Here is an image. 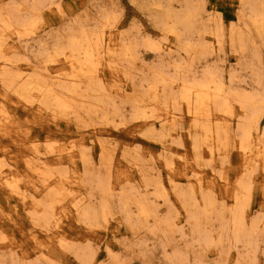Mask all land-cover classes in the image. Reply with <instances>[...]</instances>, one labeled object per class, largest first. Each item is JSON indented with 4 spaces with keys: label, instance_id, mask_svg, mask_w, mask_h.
<instances>
[{
    "label": "bare ground",
    "instance_id": "1",
    "mask_svg": "<svg viewBox=\"0 0 264 264\" xmlns=\"http://www.w3.org/2000/svg\"><path fill=\"white\" fill-rule=\"evenodd\" d=\"M129 1L156 30L175 37L168 55L172 74L168 62L161 63L165 49L156 38L159 43L151 36L118 40L106 31L112 12L103 3L89 2L100 21L89 24L86 11L43 34L42 10L55 0L0 5V209L15 214L11 199L19 203L35 226L28 237L44 249V261L49 245L85 263L93 256L90 245L67 242L61 223L68 212L91 232L108 230L111 220L123 224L131 251L148 241L146 256L169 246L164 256L171 264L184 256L182 249L193 264H214L210 257L221 252L226 260V244L254 249L257 240L250 236L264 229V215L250 218L246 210L255 176L264 186V70L254 63L264 54V0H239L237 24H229L226 40L240 55L236 65L251 74L249 91L231 85L237 68L227 81L206 66L213 44L199 38L208 26L202 27L201 0H175L176 6L173 0ZM207 32L223 50L222 23L214 21ZM140 44L162 59L124 87L118 75L130 79L125 64L132 65ZM197 62L204 65L200 72ZM110 127L122 136L113 137ZM231 158L236 168L229 177L220 167ZM74 190L82 193L78 202ZM176 233L195 239L182 248ZM12 240L0 230V248L8 250ZM105 248L108 263L121 264Z\"/></svg>",
    "mask_w": 264,
    "mask_h": 264
},
{
    "label": "rangeland",
    "instance_id": "2",
    "mask_svg": "<svg viewBox=\"0 0 264 264\" xmlns=\"http://www.w3.org/2000/svg\"><path fill=\"white\" fill-rule=\"evenodd\" d=\"M6 1L7 0H0V5ZM96 1L97 0H94V1H90V0H59L58 1V0H55L56 3H53L49 9L45 8L42 10L41 22L43 23L42 24L43 27L46 25L45 26L46 28L44 27L43 31L41 33L43 34L44 32H48V30L50 28L56 29L57 25L59 26L62 22H65L67 19L69 20V19H73V17L75 18V16L77 17L78 13H79L78 16H82L86 11L88 13H90V15H88L87 19H89V20L87 22L89 24H93L99 20V15L96 14V8H97L96 4L97 3H99V4L103 3L105 5V7L108 8V9L107 8L106 9L107 10L110 9V11L112 12V17H111V21H110L111 27L109 25V27L105 28L108 33L109 32H111L112 34L114 33L115 37L118 38V40H119V38L124 37L126 35L135 36L138 39H141L143 37L146 38L145 36H147V37L151 36L150 37L151 41H154V43L160 42L163 49H165L163 51L166 53V56H165V53L162 52L163 60L161 62L160 59H162V58L160 56L157 57V55L155 54L154 51H153L154 52L153 53L151 50L147 49V47L145 48V46H142V44H140L138 46L140 48H137V51H136L137 55H135L136 57L133 60V61H135V64L133 61H130V60H129L130 62H128V63H130V65L132 64L131 66H128L127 63L125 64V65H127V71H130V73H127V74H132L129 77L130 79L126 78L123 75H118V79L121 76V80L124 82L123 83L124 87L131 86L135 82L134 81L135 77H141V75H140L141 71L140 70H142L143 67L145 69H147L150 66H153V65L156 66V64L158 63L157 62L158 58H160L159 61L164 65H166V62H168V65H166L167 67H165V70L168 73L172 74L173 68L170 66L171 65L170 64L171 59L168 57V55L171 53L170 48L172 50L175 48L174 45H172V43L175 42V40H174L175 37L173 38L172 34L169 33V34L165 35V34H162L159 30H156V28L154 26H152V24H150V21L148 20V18L145 15H143V13L139 9H137L133 5V3H131L129 0H98L100 2H98V1L96 2ZM194 1L198 2L199 0H194ZM201 1H199V2H201L203 4V7H204V13L202 15L201 20H203L205 18L204 20L206 23L203 25L204 22L201 21V23L203 25L202 27L204 28L205 25L213 27L214 21H220L223 25V28H224V43H223L224 49L222 48L223 50H219L217 48L218 46L216 47L217 43H215L216 42L215 37L212 34L208 35L207 31L209 29H211L212 27L208 28V26H207L208 30L205 27L204 29L206 32H203L200 34L199 38H201V39L204 38L205 40H207V41L202 40V42H204V43L206 42V44H207V42L209 41L208 43L213 44L210 46L208 52H206L209 54V51H210V54H209L210 56L208 54H206L207 55L206 58L208 59V60L205 59L207 61L206 63L208 64V65L206 64V66H210L212 68L216 67V69H215L216 71L219 69L217 71V73L222 75L225 78V80H227V81H228L227 78H228L230 71L237 68V70H234V78H233L234 80L232 79L231 85H233L234 87L245 88V90L248 89V91H249L251 89V85H252L251 80H250L251 74L250 75L247 74V73H249V71L246 68L245 69L247 71L246 70L244 71V69L239 68V66L236 65V63L238 64L237 57H238V59H240L239 58L240 55L237 53H232L233 51L230 52L231 50L229 51L228 46L230 45V43H228L229 40H227L228 39V33H229L228 30H230L229 27L234 24V23L232 24V22H235L234 25L237 24L236 23L237 22V12L241 8V3H240V5H238L239 0H201ZM89 2H95L96 4L93 3L94 4V6H93V5L89 4ZM110 2H111V4H114V6L111 5ZM174 2L177 4V1L173 0V3H172L173 6H176V4ZM55 4H58V7ZM110 5L112 6V8ZM93 7H95V8H93ZM236 10H237V12H236ZM114 13H115V15H114ZM235 13H236V15H235ZM70 16H73V17L70 18ZM92 16H93V18H92ZM206 16H208V18ZM209 16L211 17L212 20L209 18ZM94 17L96 20H94ZM63 20H65V21H63ZM91 20H93V22ZM115 20H116V22H115ZM112 21L114 22V24L112 23ZM210 22H212V23H210ZM115 23H116V25H115ZM230 23L232 25H229ZM112 24H113V27H112ZM114 26H115V28H114ZM160 37H161V39H160ZM195 37H198V36H195ZM13 41H14V39H13ZM163 41H165V42H163ZM225 41H226V43H225ZM211 47L213 48V50H211ZM214 48H215V50H216V48H217V50H219V51H217V50L216 51L219 52L220 55L214 50ZM230 49H231V47H230ZM140 51H141V53H139ZM214 51H215V53H214ZM262 51H264V48H262ZM261 56H260L261 60H259L260 64H258L259 62L257 60H255L254 63H256L257 65H260V66L262 65L261 68H262V70H264V54L261 53ZM136 58H139V59H136ZM205 60L204 61L202 60L201 63L204 64ZM223 60H224V62H223ZM212 61H214V62H212ZM154 62L156 64H154ZM217 62L219 64V66H218ZM201 63L199 64L197 62L195 64L197 69L200 68V66L203 69L204 65H201ZM214 64H216L217 66ZM22 67H23V70L26 71V65H21L19 68H22ZM131 67L132 68L134 67V68L131 69ZM169 67H170V69H169ZM134 69H136L138 72L136 70L134 71ZM241 70L244 72H242ZM198 71L200 72L201 70L198 69ZM262 73H264V71H262ZM245 77H247V78H245ZM138 79H140V78H138ZM122 81H121V83H122ZM234 83L236 84V86L234 85ZM121 105H123V103H121ZM127 105L128 104H125V106H127ZM128 108L129 107H127L126 112L128 111ZM128 124H129V122H128ZM60 128L61 129L64 128L63 124H61ZM114 129L115 128H111V131H114V132H112L113 137H115V138L119 137L120 138L122 136V133H116L115 132L116 129L115 130ZM71 131L76 132L77 130L75 127H71ZM82 134L86 135V133H82ZM235 164H236L235 159L231 158L230 162H226V163L222 164L220 168H222V166H223V168H224L223 171L228 172V175L230 177L232 175V170H235V168H236L235 167L233 169ZM124 169H126V168H124ZM131 174H134V172ZM256 177L257 176H255V178H254V183L252 185L249 203L247 206L248 208L246 210L247 216L250 218L253 216H260V218H261L262 215H264V204H262V193H264V186H262V183H261L262 182V176L258 177L257 179H256ZM136 187H139V186L136 185ZM116 189H118V190H116L115 192L118 193L120 191L119 187H117ZM150 190H151V187H148L147 191L149 192ZM142 192H144L143 189H142ZM117 193H115V194H117ZM72 194L74 196V197H72V200L76 199L73 202H78V200L81 198L82 193L79 190H77V191L74 190L72 192ZM11 204H14L11 208H14L16 210L15 214L11 213L10 211L8 213V209L6 207L4 208V211L2 209H0V230L3 233H5L8 238L13 237L12 243L8 244L9 247L6 248L8 250H4L5 248H0V256H1L0 257V264H20V263L21 264H39V263L40 264H109L108 263L109 259H108V255H107L108 253H107V250L105 248L106 245H108L110 247L111 254L118 256L121 264H171L170 262H168L167 259H165V256H164V254L171 253V248L169 246L166 247L165 253H162L161 251H159V249L156 250L157 249L156 248L152 254L150 253L149 256H146V253L144 250L149 248L150 242L148 241L147 246L144 249L139 250L137 248V249H134L133 251H131L130 249H128L129 248V246H128V244H129V238H128L129 237L128 236L129 231L126 229V227L123 224H116V223H114L113 220H111V222L109 223L110 228L108 230L103 229V228L100 229V228L93 227V229H95V231H93L96 234L95 235L90 230L92 228H89L90 231H88L87 230L88 227H86L87 225L80 224V222H78L72 216L69 215L70 214L69 212L66 214L67 216L64 217L63 223H61L63 229L66 232L65 234L67 235L66 240H67V242H69L72 245H75V243L76 244L80 243L79 245H84V244L90 245V249L89 248L88 249L90 252H93L92 258L90 259L89 262L85 263L83 260H81L79 257H77L72 251L56 250L51 245H49L48 246L49 252H48V257H47L48 261H44L43 260L44 256H42V254L44 253L43 252L44 249H41V247H35L34 244L32 243V241L28 237V233L30 231H33V229H35V226H33L34 224H32L30 222V219L26 218V213H24V211H22L23 209L20 208L19 203L15 202L14 200L11 199ZM70 205H69V207H70ZM159 205H160L159 207L161 209L163 207L162 203H159ZM262 226H264V219H262V224L260 227L261 229L264 228ZM262 230H264V229H262ZM262 230L259 231V234L257 235L256 238H255V235L250 236V240H253V241L257 240V241H255L257 243V247H255L254 249H251L250 246L246 247V245H244L242 243L241 244L246 249L243 248L240 245V243H238L236 245L235 249L234 248L228 249L229 246H228V244H226L224 246V250H223L226 253L228 251L227 256L225 255L226 260H224V258H223L224 256H222V254H221L222 252L221 253L218 252L220 255L219 254L215 255L213 253V255L210 257V260L215 259L214 264H264V231H262ZM261 232H262V236L260 235ZM37 233L38 234L40 233V235H43V231L37 232ZM81 235H83V236L81 237ZM175 239H177V241L181 245V247L184 248V244H186V245L190 244L195 238H190V237H187V239L182 238V237H180L179 233H176ZM255 242H254V244H255ZM254 244H253V246H254ZM248 248L251 249V251L247 250ZM245 250L247 252H245ZM246 254H248V255H246ZM13 255H15V258L13 257ZM182 255H184V256L182 257ZM180 257H182V258H179V260H178V262H176V264H193V261H192L193 255L188 252V249H186V250L182 249ZM184 257H185V259H184ZM16 259H17V262H16ZM50 260H52L53 263L50 262ZM181 260H182V262H181ZM185 260L186 261L188 260V261L186 262ZM222 260H224L225 262L222 263Z\"/></svg>",
    "mask_w": 264,
    "mask_h": 264
}]
</instances>
